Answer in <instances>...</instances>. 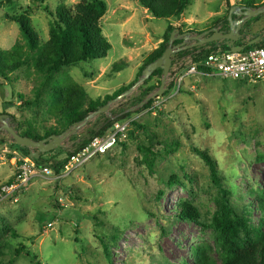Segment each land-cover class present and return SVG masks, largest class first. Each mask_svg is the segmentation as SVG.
Returning a JSON list of instances; mask_svg holds the SVG:
<instances>
[{"label":"rangeland","instance_id":"1","mask_svg":"<svg viewBox=\"0 0 264 264\" xmlns=\"http://www.w3.org/2000/svg\"><path fill=\"white\" fill-rule=\"evenodd\" d=\"M89 1L50 0L47 4L55 11L60 5L74 7ZM104 1L108 11L101 25L109 44L108 57L66 68L53 78L55 84L75 81L94 100L134 83L169 25L151 16L139 0ZM228 12L226 0H192L182 19L172 24L183 31H206L217 23L226 26ZM21 16L31 20L41 43L49 40L52 20L43 5L0 0V50H10L22 41L20 26L11 19ZM261 20L258 27H254L257 21L244 24L241 32L247 38L240 42L264 36V14ZM177 54L175 63L188 57ZM35 74L33 67H25L10 82L0 79V114L13 102L16 106L8 113L17 119L11 124L15 128L42 130L40 122L49 104L22 110L19 99V95L34 98ZM189 78L180 93L171 91L152 99L150 108L143 103L157 90L147 98L144 91L149 84L158 86V78L147 80L68 138L62 150L48 155L64 160L69 152L78 151L91 130L131 112L123 120L129 123L126 138L107 154L64 179L35 176L18 201L0 204V264L221 263L215 233L207 227L218 210L220 193L194 147L216 160L234 210L246 217L253 230L264 231V82L226 80L201 71ZM170 85L168 78L167 88ZM144 146L157 154L154 173L144 162L140 151ZM23 156L12 136L0 131V185L14 178ZM183 203L197 208L198 222L178 217Z\"/></svg>","mask_w":264,"mask_h":264},{"label":"trees","instance_id":"2","mask_svg":"<svg viewBox=\"0 0 264 264\" xmlns=\"http://www.w3.org/2000/svg\"><path fill=\"white\" fill-rule=\"evenodd\" d=\"M30 1L37 5H43L45 11L50 16L52 20L50 38L45 43H41L31 20L27 16L11 18L20 26L22 41L17 42L10 50H0V79L10 82L11 76L23 68H34L37 77L34 98L27 99L24 95H19L22 103L21 109L32 110L44 103H48L49 108L45 113V119L42 123L40 122L42 130H39L36 126L18 127L16 130L22 136L29 137L37 142L47 139L52 135L63 134L72 128L74 124L83 122L91 113L98 111L110 101L117 99L130 90L138 82V79L142 77L143 71L147 66L163 56L169 47L172 33L175 30H179L180 34L185 33L179 25L174 26L172 21L181 20L192 3V0H139L151 16L156 19H165L169 22L164 34L158 37L162 42L159 48L150 53L146 58L144 64L140 67L138 79L134 83L120 88L113 95H107L105 99L99 98L94 100L90 99L85 88L75 81L70 79L63 83L58 82L55 84L53 78L66 68L94 63L108 57L109 44L101 25L108 11L107 3L104 0H90L89 2L79 3L74 7L60 5L53 11L47 4L50 0ZM239 4L254 9L264 7V4H258V0H243ZM226 6L229 12L225 18L226 26L222 28L228 32L230 30L228 17L232 8L231 0H226ZM260 17L261 15L248 21V23L258 21ZM214 27H220L219 23L214 24L211 28ZM202 32L204 31H197V34ZM244 33L242 32L243 35H245ZM180 43H182V39L176 40L174 45ZM248 43L243 44L240 42L238 45H247L245 50L264 47V41L254 46H249ZM218 48L230 51V48L226 45L217 47L215 44H208L201 48L179 52L177 57L182 58L191 55L193 60L199 64V72L212 73V70L205 67L204 64L208 55ZM163 74L162 69L154 72L148 82L158 78V86L149 84L144 91L145 98L152 92L159 90ZM174 87L175 85L172 83L164 95H168ZM152 104L153 100L148 102L144 107L150 108ZM15 106L13 102L6 104L3 114H9L8 110ZM9 115L11 124L13 125L17 119L14 115ZM130 116L131 112L127 111L119 115L114 121L107 119L103 127L90 131L87 138L81 141L77 150L79 151L88 146L96 137L106 136L115 128L117 123H122L123 120ZM51 120H54V124L46 126ZM134 125L139 129L145 130L139 123L135 122ZM18 147L24 154L23 158L30 157L31 150L29 148ZM59 149L62 150L61 148ZM193 150L209 167L212 183L218 188L220 193L218 210L211 223L207 225L215 233L216 245L221 258V263L219 264H264V231L259 228L253 230L249 226L246 217L239 215L234 210L230 201V191L225 188L218 164L209 152L197 147H194ZM55 151L43 154L39 160H33L36 166L38 168L50 166L59 173L73 153L69 152L64 160L47 158L49 157L48 155ZM140 151L145 154L144 162L150 172L154 173L157 158L154 148L144 146L140 148ZM178 217L182 220L198 222L200 214L194 205L183 203ZM204 264L218 263L208 261L204 262Z\"/></svg>","mask_w":264,"mask_h":264},{"label":"built area","instance_id":"3","mask_svg":"<svg viewBox=\"0 0 264 264\" xmlns=\"http://www.w3.org/2000/svg\"><path fill=\"white\" fill-rule=\"evenodd\" d=\"M204 65L211 69L212 73L226 80L264 82V47L251 48L241 53L218 48L208 55ZM198 68L199 64L191 55L175 63L169 76L171 84L174 82V78H171L173 73L176 72L175 75L178 76L176 89L172 90V94L180 93L185 80L199 74ZM128 128L129 123H117L106 136L94 138L88 146L73 153L59 173L50 166L38 168L32 159L22 158L13 180L0 186V204L8 200L18 201L35 176L56 179L70 177L93 158L105 155L117 146L126 138Z\"/></svg>","mask_w":264,"mask_h":264},{"label":"water","instance_id":"4","mask_svg":"<svg viewBox=\"0 0 264 264\" xmlns=\"http://www.w3.org/2000/svg\"><path fill=\"white\" fill-rule=\"evenodd\" d=\"M262 14H264V7L254 9L248 6L234 5L232 6L228 17L230 22V30L228 32L220 30L219 27L206 30L200 34H193V32L190 31L180 34L179 30H175L172 33L169 47L164 52L163 56L147 66V68L143 71L140 80L130 90L112 102H109L98 111L91 113L83 122L74 124L72 128L68 129L61 135H52L42 141H34L29 137L22 136L16 128L11 125L10 116L8 114H0V131L8 132L14 139L16 145L29 148L31 150L30 159L39 160L43 154L51 153L59 148H64V143L68 138L76 134L79 129L86 126L94 118L103 113H107L113 102L132 94L136 88L149 80L158 69H162L164 72L161 87L143 104L151 101L152 99L163 96L168 90L167 83L173 67V57L175 54L188 49L201 48L208 44H215L217 47L226 45L233 53L243 52L247 45H238V43L247 37L242 34L241 30L245 23ZM179 39H182V43L174 45V42ZM262 41H264V38L257 36L251 40L248 45L254 46Z\"/></svg>","mask_w":264,"mask_h":264},{"label":"crops","instance_id":"5","mask_svg":"<svg viewBox=\"0 0 264 264\" xmlns=\"http://www.w3.org/2000/svg\"><path fill=\"white\" fill-rule=\"evenodd\" d=\"M241 1H243V0H238L236 3H232V6H234V5H240L239 3L241 2ZM258 4H264V0H261V1H258ZM240 6H242V5H240ZM236 18V17H235ZM261 23H262V20L261 21H257V23L256 24H254L255 26L254 27H258L259 25H261ZM198 30V29H197ZM197 30H195V29H192V28H189L187 31H185V32H193V34H197ZM204 31V30H203ZM257 36H260V37H263L264 38V36H262V34L261 35H257ZM161 43V42H160ZM175 62H176V58H175V60H173V63L175 64ZM190 78H192V77H190ZM189 78V79H190ZM9 182V181H8ZM5 183H7V182H5ZM4 183V184H5Z\"/></svg>","mask_w":264,"mask_h":264},{"label":"flooded vegetation","instance_id":"6","mask_svg":"<svg viewBox=\"0 0 264 264\" xmlns=\"http://www.w3.org/2000/svg\"><path fill=\"white\" fill-rule=\"evenodd\" d=\"M219 28H220V30L225 31V29H223L222 27H219Z\"/></svg>","mask_w":264,"mask_h":264}]
</instances>
